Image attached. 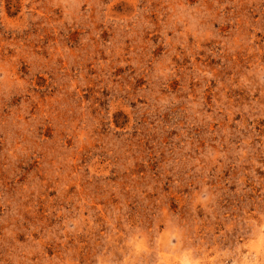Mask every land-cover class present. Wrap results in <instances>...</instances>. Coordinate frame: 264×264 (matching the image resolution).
Masks as SVG:
<instances>
[{"label":"rangeland","instance_id":"rangeland-1","mask_svg":"<svg viewBox=\"0 0 264 264\" xmlns=\"http://www.w3.org/2000/svg\"><path fill=\"white\" fill-rule=\"evenodd\" d=\"M262 235L264 0H0V264H260Z\"/></svg>","mask_w":264,"mask_h":264},{"label":"clouds","instance_id":"clouds-1","mask_svg":"<svg viewBox=\"0 0 264 264\" xmlns=\"http://www.w3.org/2000/svg\"><path fill=\"white\" fill-rule=\"evenodd\" d=\"M246 246L249 247L252 251H254L257 256L264 257V235L261 236L258 242L254 241ZM252 264H256V261L253 260ZM260 264H264V259L260 261Z\"/></svg>","mask_w":264,"mask_h":264}]
</instances>
